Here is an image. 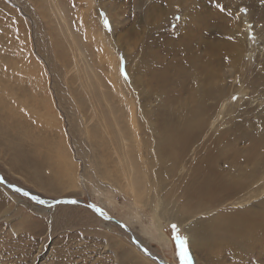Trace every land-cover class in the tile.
I'll list each match as a JSON object with an SVG mask.
<instances>
[{
  "label": "rangeland",
  "instance_id": "rangeland-1",
  "mask_svg": "<svg viewBox=\"0 0 264 264\" xmlns=\"http://www.w3.org/2000/svg\"><path fill=\"white\" fill-rule=\"evenodd\" d=\"M5 53L18 64L7 86L22 107L9 118L0 110V175L40 201L0 181V264H160L89 204L169 264H206L186 232L198 220L156 217L151 191L130 194L122 167L145 179L159 121L147 114L196 107L194 93L210 78L202 65L215 71L208 86L221 98L190 160L220 131L263 134L255 139L264 157V0H0ZM155 69L168 86L151 85ZM63 197L75 202L48 205Z\"/></svg>",
  "mask_w": 264,
  "mask_h": 264
},
{
  "label": "bare ground",
  "instance_id": "bare-ground-1",
  "mask_svg": "<svg viewBox=\"0 0 264 264\" xmlns=\"http://www.w3.org/2000/svg\"><path fill=\"white\" fill-rule=\"evenodd\" d=\"M0 63L3 66L0 67V110H3L4 114L7 113L6 116L9 118L12 117L13 112L16 113L22 107L13 104L14 89L7 86L8 81L15 79L18 71L15 66L18 64L9 59V55L0 57ZM210 63L214 65V61ZM168 65L167 62L164 68H168ZM201 68L209 71L210 78L206 77L203 88H198L194 93L193 105L196 107L172 110L164 105L161 108L164 109L161 111L163 119H160L159 111L147 114V118L159 114V121L154 130V142L149 144V147L153 146L151 150L154 155L147 160L148 169L146 175L143 173L146 176L144 180L141 179L142 172L132 173L129 164H126L128 162L125 164L121 162L127 191L134 197L138 196V192L151 191L150 194L147 192L146 202L153 208L154 215L158 218L164 217V214L175 221L196 218L198 221L187 225L191 232L186 231L183 224L180 225L187 232L191 244L196 247L206 264H264V180L256 186L259 178L264 176L262 174L264 157L256 146L258 139H255L263 137V134L255 136L250 133L253 138L245 132L239 136L236 135L237 133L231 136V131L217 132L212 136L215 140L214 145L209 146L202 156L190 160L192 153L195 155L198 153L197 150L201 145L197 144L201 141L204 131L208 129V123L213 118L216 105L221 98L220 93L213 90L214 85L208 86L215 71L206 69L205 65ZM147 74L150 75L148 79L152 86H168L171 83L169 78L159 75L156 69L148 71ZM133 83L139 84L136 76L133 77ZM24 87L30 88L28 85ZM135 89L140 91V86ZM6 91L8 93L5 98L3 93ZM209 99L214 102L209 104L207 102ZM127 109L134 123H132L133 141L139 153L143 145L140 144L139 128L137 129L135 124L136 113L134 114L130 106ZM0 114L2 115L1 112ZM150 124L155 126L152 121ZM240 139L245 140L244 146L239 145ZM242 161L243 163L237 165ZM246 161H253L254 165H247ZM189 162L191 164L187 165ZM130 165L132 168L137 164ZM68 174L71 175L69 171ZM258 196L260 199L254 201ZM48 203L52 202L48 201ZM131 232L134 233L132 229L127 231L129 235Z\"/></svg>",
  "mask_w": 264,
  "mask_h": 264
},
{
  "label": "water",
  "instance_id": "water-1",
  "mask_svg": "<svg viewBox=\"0 0 264 264\" xmlns=\"http://www.w3.org/2000/svg\"><path fill=\"white\" fill-rule=\"evenodd\" d=\"M0 181H2L3 183H5L6 185L14 188V190L20 192V193H25L27 194L28 196H30L31 198H33L35 201H38L39 199L35 198L34 196L31 195V193H29L27 190L23 189V188H20L14 184H11L7 181H5L2 176L0 175ZM40 201V200H39ZM45 202L47 200H44ZM52 203H48V205H53L55 206L56 204H61V203H74L75 200L73 199H70V198H67V197H63V198H58V199H55V200H50ZM79 202V201H78ZM82 203V202H80ZM89 206L94 209L98 214L99 216L103 217L104 219H107V220H113L115 222H117L124 230L126 231H130L131 229L126 225L124 224L123 222L119 221L118 219L116 218H112V217H108L104 214V212L96 205L94 204H89ZM131 238L132 240L134 241V243L142 250L144 251L145 253H147L148 255H150V257L154 258L156 261H158V263L160 264H169L168 262H166L165 260H163L162 258H160L159 256L157 255H153L152 253H150V251H148L144 245L141 244V242L137 239V237L134 235V233L131 232Z\"/></svg>",
  "mask_w": 264,
  "mask_h": 264
},
{
  "label": "snow or ice",
  "instance_id": "snow-or-ice-1",
  "mask_svg": "<svg viewBox=\"0 0 264 264\" xmlns=\"http://www.w3.org/2000/svg\"><path fill=\"white\" fill-rule=\"evenodd\" d=\"M105 24H107V21H105ZM174 228H175V226H173ZM181 247L183 248V244L181 245ZM182 256H185L186 257V253H184L183 251H182Z\"/></svg>",
  "mask_w": 264,
  "mask_h": 264
}]
</instances>
